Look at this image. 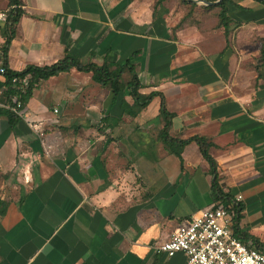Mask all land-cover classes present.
Returning a JSON list of instances; mask_svg holds the SVG:
<instances>
[{
    "label": "crops",
    "instance_id": "crops-1",
    "mask_svg": "<svg viewBox=\"0 0 264 264\" xmlns=\"http://www.w3.org/2000/svg\"><path fill=\"white\" fill-rule=\"evenodd\" d=\"M21 1L10 69L51 65L65 50L98 65L131 58L140 92H160L173 114L170 133L213 143L220 186L244 204L241 230L264 241V3L233 0L226 45L215 9L195 8L178 24V0L156 12L155 0ZM121 98L132 102L71 68L40 81L10 127L13 98L0 91V264L184 263L153 245L213 204L209 165L196 143L182 167L158 153L160 96L136 115Z\"/></svg>",
    "mask_w": 264,
    "mask_h": 264
},
{
    "label": "trees",
    "instance_id": "trees-1",
    "mask_svg": "<svg viewBox=\"0 0 264 264\" xmlns=\"http://www.w3.org/2000/svg\"><path fill=\"white\" fill-rule=\"evenodd\" d=\"M166 1L168 0H155L154 12H156L158 6L162 5ZM178 1L181 5L186 6L185 14L181 17L178 24H182L187 19H189L192 16L195 8H200L204 11L215 9L218 19L216 26L217 28L222 29L226 45L230 43L231 18L229 16L228 9L229 5L234 3L233 0H222L216 5L208 6L197 5L196 3L187 0ZM257 1L264 3V0ZM7 6V21L1 30V33L4 37V42L1 45L0 59L6 68L3 78L0 81L2 93H6L9 98L15 96L17 91L13 87L12 78L16 76L23 77L29 75L31 81L30 87L27 93L25 95H21L20 97V100L25 103L28 100V97L32 94V90L40 81L47 80L50 77L58 75L59 73L68 72L71 68H75L78 71L91 73L92 80L98 83L101 87L106 88L112 95V100H115L121 93L128 92L132 102L129 103L124 98H121L119 105L123 111L125 110L133 115L138 114L141 109L146 107L153 97L157 95L160 96L161 104L159 108V114L156 119L161 121L163 126L158 131V139L162 142L168 153L173 154L178 158L181 167L183 165V149L190 143H196L198 145L200 153L209 165L208 173L211 175L210 196L212 198L213 207H217L222 203H227L228 210H231L234 213L232 226L233 234L240 241L264 253V241H260L256 236L249 234L247 231L241 230L240 221L243 217L242 213L244 210V204L241 201L236 200L230 192H225L220 186L217 172V162L209 152V148L213 145V143L204 136L194 135L188 138H180L170 133L173 114L166 109L163 95L160 92L152 91L147 94L140 92L142 84L140 83L136 67L131 62V58L126 59L122 63H115L108 60L106 55L102 64L98 65L91 59L84 62L81 57L72 55L65 50L63 57L51 65L37 66L34 64H28L23 70H12L8 67L6 60L8 45L15 34V27L19 22L20 17L24 14V10L22 9L21 0H8ZM263 46L264 38L260 40V53L259 57L256 59V65L259 64L264 66ZM90 55H93V53L90 52ZM8 104L10 106L13 105L11 101H9ZM6 116L8 117V123L10 127H14L19 120V116L11 110L6 111ZM103 120H106V118L103 117L102 121Z\"/></svg>",
    "mask_w": 264,
    "mask_h": 264
},
{
    "label": "built area",
    "instance_id": "built-area-1",
    "mask_svg": "<svg viewBox=\"0 0 264 264\" xmlns=\"http://www.w3.org/2000/svg\"><path fill=\"white\" fill-rule=\"evenodd\" d=\"M7 21V12L0 11V24ZM6 71L0 62V81ZM17 94L13 96V112L23 115L21 95L30 87V76L12 78ZM2 91V88H0ZM57 110L54 109V112ZM241 195H237L239 200ZM228 204H213L180 223L162 242L153 245L156 253L171 257L178 252L185 256L183 264H264V253L240 241L233 234V215Z\"/></svg>",
    "mask_w": 264,
    "mask_h": 264
},
{
    "label": "rangeland",
    "instance_id": "rangeland-1",
    "mask_svg": "<svg viewBox=\"0 0 264 264\" xmlns=\"http://www.w3.org/2000/svg\"><path fill=\"white\" fill-rule=\"evenodd\" d=\"M158 133L159 132H154V134H155V136L158 138ZM159 140V139H158ZM160 141V140H159ZM159 143H161V141L159 142ZM164 147V146H163ZM162 147V148H163ZM164 149L165 148H163V150H159L158 151V153L160 154V152H163V153H165V151H164ZM156 150V149H155ZM166 150V149H165ZM156 153H157V151H156ZM158 165V164H157ZM139 169H140V167H139ZM187 197L189 198V200L191 201V202H194V203H200V202H202V199H201V197L200 196H198V195H191V194H188L187 195Z\"/></svg>",
    "mask_w": 264,
    "mask_h": 264
},
{
    "label": "water",
    "instance_id": "water-1",
    "mask_svg": "<svg viewBox=\"0 0 264 264\" xmlns=\"http://www.w3.org/2000/svg\"><path fill=\"white\" fill-rule=\"evenodd\" d=\"M187 1L194 2V3H200V4L208 6V5H216V4L220 3L222 0H214V1H208V0H187ZM263 53H264V46H263Z\"/></svg>",
    "mask_w": 264,
    "mask_h": 264
}]
</instances>
